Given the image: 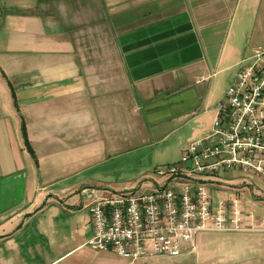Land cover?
I'll return each instance as SVG.
<instances>
[{
    "label": "crops",
    "instance_id": "0c3cea01",
    "mask_svg": "<svg viewBox=\"0 0 264 264\" xmlns=\"http://www.w3.org/2000/svg\"><path fill=\"white\" fill-rule=\"evenodd\" d=\"M248 13L263 20L264 0H0V264H128L86 246L81 191L112 194L134 145L179 155L209 133L220 79L254 46ZM166 184L152 174L114 189ZM211 184L255 200L242 222L254 231L225 234L220 261L264 264L260 179L233 170Z\"/></svg>",
    "mask_w": 264,
    "mask_h": 264
},
{
    "label": "built area",
    "instance_id": "2783aa9c",
    "mask_svg": "<svg viewBox=\"0 0 264 264\" xmlns=\"http://www.w3.org/2000/svg\"><path fill=\"white\" fill-rule=\"evenodd\" d=\"M199 77L196 82L205 81ZM233 170L256 175L264 186V48L253 46L237 63L233 82L217 104L212 128L188 143L180 159L157 168L167 184L155 191L101 195L81 192L88 201L93 252H113L128 264L149 257H178L201 232L244 233L236 200L210 199L206 186ZM173 187V188H169Z\"/></svg>",
    "mask_w": 264,
    "mask_h": 264
},
{
    "label": "rangeland",
    "instance_id": "374dc122",
    "mask_svg": "<svg viewBox=\"0 0 264 264\" xmlns=\"http://www.w3.org/2000/svg\"><path fill=\"white\" fill-rule=\"evenodd\" d=\"M242 15L241 10H237L233 22H237ZM244 18L245 20L243 21V26L246 30H248V34L252 32V34H250L251 38H249L248 41L250 40L251 44L254 46H261L264 48V14L263 20H261L260 16L254 17V14L252 15L249 13L244 16ZM240 59L241 57L238 62ZM227 84L228 79L225 80V78H221L218 86L220 90H223L226 86L225 90H227L231 85ZM168 143L169 142H165L157 147H152L156 154L154 155L156 157L152 158V160L150 159V153L152 151L150 145H148V147L142 143V145H134L137 147H135L132 152L127 154V158L124 161V170L120 173H115L114 176H110L109 180H113L114 182L113 184H109V190L117 192L115 191L117 189L114 188L128 186L130 184L132 185L140 180L143 181L146 175H154V171H156L157 168L176 163L180 159L181 153L178 155V152L173 151L172 149L168 151L164 150V148L168 146ZM233 174L234 173L231 175ZM222 184L225 186L237 185V183H232V185L229 183ZM259 188L264 191V187L259 186ZM206 190L214 204L218 200H236L243 216L252 214L248 208L250 207L251 201L255 200H253L249 190L242 191L240 189L237 190V188L234 187L231 189L220 186L214 187L212 184L207 185ZM262 200L263 199H259V203H261ZM225 234L231 233L201 232L195 237L191 249H186L180 256L174 258L167 256H154L149 257L146 260H148V264H236L233 259L228 257L220 261V258L223 255L222 250L226 249L229 244V241H226V237H231V235ZM243 264L249 263L243 262Z\"/></svg>",
    "mask_w": 264,
    "mask_h": 264
}]
</instances>
